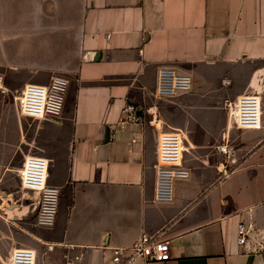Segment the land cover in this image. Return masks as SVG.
<instances>
[{
	"label": "crops",
	"instance_id": "0c3cea01",
	"mask_svg": "<svg viewBox=\"0 0 264 264\" xmlns=\"http://www.w3.org/2000/svg\"><path fill=\"white\" fill-rule=\"evenodd\" d=\"M162 67L189 74L191 90L157 98ZM0 73L20 89L69 80L56 117H24L0 92V214L17 211L2 189L28 156L45 157L61 189L51 226L0 215V264L19 246L37 264H114L143 234L170 241L171 259L135 264H264V0H0ZM256 92L261 125L234 126L227 99ZM127 103L142 122H119ZM167 130L185 138L189 176L160 201Z\"/></svg>",
	"mask_w": 264,
	"mask_h": 264
},
{
	"label": "built area",
	"instance_id": "2783aa9c",
	"mask_svg": "<svg viewBox=\"0 0 264 264\" xmlns=\"http://www.w3.org/2000/svg\"><path fill=\"white\" fill-rule=\"evenodd\" d=\"M68 79L55 76L48 85L27 84L15 96L22 116L44 119L59 116L65 105ZM192 78L171 67H162L158 73L155 95L166 99L190 91ZM0 92L8 93L4 76L0 73ZM227 108L235 126L238 128H258L262 121V100L256 93H246L235 100L227 99ZM141 108L134 103H127L121 111L120 123L142 122ZM185 138L178 130L160 133L157 145L156 196L160 201L172 197V187L176 180L187 178L189 170L183 166ZM227 146L220 150L229 154ZM232 163V164H231ZM225 163L221 170V180L230 176L235 160ZM49 162L45 157L31 155L25 158L18 171L20 185L26 192H31L32 211L38 226L54 224L60 206L61 189L48 184ZM250 229L243 223L238 228V243L244 246L248 242ZM166 262L171 259V244L158 236L143 234L128 247L113 249L114 264H135L137 260ZM7 264H37L34 249L25 246L15 248Z\"/></svg>",
	"mask_w": 264,
	"mask_h": 264
},
{
	"label": "rangeland",
	"instance_id": "374dc122",
	"mask_svg": "<svg viewBox=\"0 0 264 264\" xmlns=\"http://www.w3.org/2000/svg\"><path fill=\"white\" fill-rule=\"evenodd\" d=\"M52 80H50L51 82ZM69 81V80H68ZM49 82V83H50ZM6 88L8 89V93H6L7 96H10V98L14 99L15 96H17L20 92V88H13L8 85H6ZM230 99V98H229ZM234 99L231 98V101ZM228 112L230 111L229 108H227ZM232 124L235 126L233 120L231 119ZM18 170L14 174L13 178L6 183V187L2 189V196L4 200L2 203L5 204H10L14 205L15 208L17 209L16 212L13 214H5L2 212V216H5V218H9L10 221H13L15 219H20L21 222H29L32 224H36V220L32 211V194L31 192H26L21 188L20 181L18 178ZM9 198V199H8ZM20 240L21 241H26L27 240V235H25V232L23 231L22 228H20Z\"/></svg>",
	"mask_w": 264,
	"mask_h": 264
}]
</instances>
